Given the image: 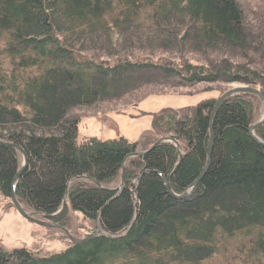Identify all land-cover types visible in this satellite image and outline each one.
Here are the masks:
<instances>
[{"label":"trees","instance_id":"1","mask_svg":"<svg viewBox=\"0 0 264 264\" xmlns=\"http://www.w3.org/2000/svg\"><path fill=\"white\" fill-rule=\"evenodd\" d=\"M247 2L0 0V138L28 156L17 199L68 230L77 215L101 230L48 256L0 242V264H264V146L249 132L258 97L221 103L210 149L218 85L264 94V10L249 18ZM150 88L205 97L129 113ZM110 112L149 114L151 129L141 142L79 138L83 117ZM255 135L264 141V123ZM161 138L171 140L152 147ZM20 155L0 143V195L11 202ZM163 176L192 193L176 199Z\"/></svg>","mask_w":264,"mask_h":264},{"label":"rangeland","instance_id":"2","mask_svg":"<svg viewBox=\"0 0 264 264\" xmlns=\"http://www.w3.org/2000/svg\"><path fill=\"white\" fill-rule=\"evenodd\" d=\"M247 1L249 8H254L250 12L253 16L250 15L249 18L258 16V13H255L254 10H264V0ZM258 17L261 18L262 16ZM257 23L259 31H264V25L260 24L259 21H257ZM218 86L221 92L213 91L212 93L215 96L220 95L222 92L224 94L230 89L240 87L238 84H221ZM153 91H156V89H145L141 97L146 96L149 99L144 101L140 108L133 109V112L128 110L129 113L139 114L141 111L154 112L167 107L176 109L182 106L197 104L202 97H205L204 94L190 95L194 94L192 93L193 91L190 90H184L187 94H183V90L159 94H153ZM207 94H211V92ZM263 115L264 105L262 104L257 120L259 121ZM151 121L152 117L149 114L133 118L115 112L89 115L83 117L79 123V138L82 139L91 136L109 139L125 136L132 141L141 142L151 129ZM20 158L21 161H23L22 155H20ZM38 218L44 220V217L40 215H38ZM91 226L90 222L83 220L80 215L73 216L71 223L72 229H70L71 231L69 230V232L73 237L79 239L82 238L78 237L82 233L85 235L92 234L89 230L92 228ZM99 230L100 228L98 231ZM69 241L66 234L57 228L44 227L26 220L18 213L10 200L4 199L0 195V242L6 250L11 251L14 249L26 248L41 256H48L66 250L69 246Z\"/></svg>","mask_w":264,"mask_h":264},{"label":"water","instance_id":"3","mask_svg":"<svg viewBox=\"0 0 264 264\" xmlns=\"http://www.w3.org/2000/svg\"><path fill=\"white\" fill-rule=\"evenodd\" d=\"M241 93H247V94H252L256 97L259 98V100L262 102V104L264 105V94L257 88L255 87H252V86H240V87H236V88H233V89H230L228 91H226L223 95H221L215 102L214 106H213V110L211 112V116H210V123H209V129H210V135H211V145H210V149L212 147V144H213V140H214V132H213V119H214V116H215V113L216 111L218 110V108L220 107L221 103L228 97L232 96V95H235V94H241ZM264 123V115L263 117L257 121L256 123L252 124L249 128V132L250 134L252 135V137L254 138V140L256 142H258L259 144L263 145L264 146V141L261 140L259 137H257L255 135V130L257 129V127H259L260 125H262ZM165 140H171L170 138H161L159 139L152 147L156 146L157 144H159L160 142L162 141H165ZM0 143H3V144H6V145H9L11 147H14L18 150V152L22 155L23 157V164H22V167L19 169V171H17V173L15 174L14 178H13V183H12V191H11V200H12V203L15 207V209L18 211V213L23 217L25 218L26 220L30 221V222H33L35 224H38V225H41V226H44V227H49V228H57L61 231H63L65 234H66V237L74 242V243H80L88 238H92V237H95L97 235H99L101 233V230L98 231L97 234L93 235V234H89V235H86V237L82 238V239H76L75 237H73V235H71V233L69 232V230H67L66 228L60 226L59 224H56V223H52L50 221H46V220H43V219H40L38 218V215H40L39 212H33V211H28L27 209H25L21 204L20 202L18 201L17 199V196H16V193H15V186L17 184V182L19 181V179L21 178L23 172L25 171V169L27 168L28 166V156L26 154V152L20 147L18 146L17 144L15 143H8V142H5V141H2V139L0 138ZM175 145L177 146V148L179 149V151L181 152V157H180V162L183 158L182 156V151L180 149V146L177 142H175ZM146 152H135L132 154V156H139V155H143L145 154ZM209 162H210V153H209V159L207 161V164L203 170V172L201 173V175L199 176V178L197 179V181H199L202 176L204 175V173L206 172L208 166H209ZM178 166V165H177ZM177 166L175 168H177ZM164 177V176H163ZM169 178L170 176L168 177H164V181H165V184H166V187H167V190L168 192L173 195L176 199H182V198H185L187 196H189L192 192L191 190H186V192H184L183 194L181 195H178L176 193L173 192L172 188H171V185H170V181H169ZM196 181V182H197ZM124 182V165H123V168H122V180H121V185L123 184ZM196 182L192 185L194 186L196 184ZM101 186V185H99ZM66 204V201L63 202V207L65 206ZM47 216V215H46ZM49 216H53V215H49Z\"/></svg>","mask_w":264,"mask_h":264}]
</instances>
